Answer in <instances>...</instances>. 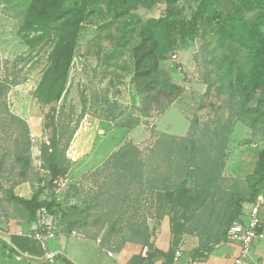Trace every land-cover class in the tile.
Segmentation results:
<instances>
[{"label":"rangeland","instance_id":"374dc122","mask_svg":"<svg viewBox=\"0 0 264 264\" xmlns=\"http://www.w3.org/2000/svg\"><path fill=\"white\" fill-rule=\"evenodd\" d=\"M199 1H180L185 19L191 18ZM31 2L0 0V212L23 217L22 206L11 196L31 197L35 188L50 180L42 167L41 147L51 140L50 117L55 109L60 149L69 166L60 178L65 183L61 203L77 220L73 229L102 236L118 249L122 243V247L132 244L141 252L146 242L125 239L133 234L131 224L142 230L149 225L152 254L161 251L155 246L165 232L168 247L161 252L165 257L171 259L182 247V259L186 254L193 261L205 260L218 246L212 239L235 211L234 201L243 195L249 198L248 176L264 147V94L258 91L240 105L227 87L226 79L236 81L245 65V50L221 39L216 22H202L200 35L179 40L171 48L161 40L165 50L159 54L161 92L157 99L150 97L157 94L153 91L143 101L142 89L149 78L135 80L136 49L144 40L148 19L163 16L166 3L157 0L149 8L123 0H92L80 26L66 91L60 100L45 104L36 89L53 40L46 36L34 46L28 44L26 36L37 34L27 25ZM229 66L233 73L226 78ZM166 81L180 91H171ZM168 94L173 102L167 106ZM137 118L141 122L134 125ZM216 130L226 137L224 165L216 173L207 170L196 177L191 169L186 175L190 189L186 199L191 200L185 206L172 205L165 192L152 193L146 177L119 186L111 171L99 168L112 150L130 140L146 154L156 133L213 139ZM18 153L32 161L27 176L21 174ZM200 249L203 255L198 254Z\"/></svg>","mask_w":264,"mask_h":264},{"label":"trees","instance_id":"16d2710c","mask_svg":"<svg viewBox=\"0 0 264 264\" xmlns=\"http://www.w3.org/2000/svg\"><path fill=\"white\" fill-rule=\"evenodd\" d=\"M91 1L32 0L29 6L27 25L37 34L33 37L26 36L28 44L34 46L37 40H42L46 36L53 40L48 64L36 89V96L45 104L60 100L66 91L80 26ZM123 1L124 4L140 3L149 8L157 3V0ZM163 1L167 5L166 13L161 17L148 19L144 40L136 49L135 80L138 83L143 78H149L142 89L143 101L153 91L157 94L154 97L150 96L152 99H157L161 92V90L158 91L162 87V81L159 78V73H162L159 67V54L165 51L160 48L161 40L171 48L179 40L186 42L194 39L201 34L202 22L206 25H213L216 22V31L221 39L238 43L245 50V65L237 73L236 81L226 79L230 97L240 105H244L258 91L264 94V0H200L196 11L188 20L184 17L181 0ZM247 14L252 16L248 17ZM162 47L165 46L162 45ZM148 61L149 66H147ZM232 73V67L229 66L226 78ZM165 84L171 88V91H180V87L174 83L166 81ZM167 96L171 98L168 106L173 99L172 94ZM55 114L54 109V114L50 117V126L53 128L51 140L41 147L42 167L50 175V180L35 188L31 197L13 194L11 199L22 206L24 217L28 221H35L42 207L53 213L61 212L64 230L71 232L77 220L71 219L69 212L54 197L57 186L54 181L65 176L69 170L67 157L60 149ZM140 122L137 118L134 125ZM221 133L216 130L213 139H200L193 135L180 137L164 132L156 133L157 139L153 146L148 148L146 154L130 140L114 151L99 168L111 171V175L117 178L119 186L132 185L134 180L138 179L140 182V179L146 177L147 186L152 193L165 192L172 205L185 206L191 200L186 199L190 193L186 175L191 173V169L194 170V177H196L198 173H206L207 170L216 173L224 165L225 143L222 139L226 137L222 138ZM17 160L22 164L21 174L27 176V170L32 163L31 159L18 153ZM141 184L143 186V183ZM248 187L249 198L243 195L234 201L235 211L225 219L219 235H214L213 244H220L224 238L227 239L228 229L243 214L244 204L264 192V147L259 150L254 171L248 176ZM46 191H48L47 194ZM115 226L116 224H113L112 228ZM130 230L133 234L125 241L146 242L145 245H149L152 249L151 257L154 246L153 242L149 241L151 237L149 225H145L142 230L140 226L131 224ZM122 244L119 245L120 248ZM210 251L212 252L213 249ZM198 254L203 255V251L198 250ZM142 260L139 255L135 257L134 262Z\"/></svg>","mask_w":264,"mask_h":264},{"label":"crops","instance_id":"0c3cea01","mask_svg":"<svg viewBox=\"0 0 264 264\" xmlns=\"http://www.w3.org/2000/svg\"><path fill=\"white\" fill-rule=\"evenodd\" d=\"M114 150L105 157L104 161ZM100 152L98 149V156ZM33 227L34 221H28L24 216L0 212V264H120L134 262L135 257L140 254L139 249L132 244H126L118 249L104 241L103 244H99L97 239L100 236L93 234L74 236L64 230L65 234L49 241V249L57 252L56 260L51 262L44 257L40 242L28 236ZM161 240L155 246L161 251L151 254L148 264H234V259L241 250L239 244L223 241L203 261H193L186 254L184 259L180 257L175 261V254L173 258L168 259L160 253L166 252L168 247L165 232ZM104 247L115 251L118 258L108 256ZM244 264H264V240L254 243Z\"/></svg>","mask_w":264,"mask_h":264},{"label":"built area","instance_id":"2783aa9c","mask_svg":"<svg viewBox=\"0 0 264 264\" xmlns=\"http://www.w3.org/2000/svg\"><path fill=\"white\" fill-rule=\"evenodd\" d=\"M178 55H174V59H177ZM178 71L183 72V67L180 65ZM55 184V199L61 206V192L65 183L59 179H56ZM264 192L259 193L254 200L246 202L244 204L243 214L238 220L234 221L229 227L227 232L228 241L237 243L240 245V254L234 259V264H244L252 246L258 240H264ZM65 234L62 213L50 212L47 208L42 207L37 213V218L34 221V227L32 231L28 233V236L38 240L44 250V257L51 262H54L57 257V252L49 249V241ZM71 235L81 236L76 229L71 231ZM99 244H103V238L100 236L97 239ZM108 256L112 258H118V254L104 247ZM151 247L149 245H143L140 256L143 259L141 262H122L120 264H148ZM183 248L178 247L175 251V261L183 254Z\"/></svg>","mask_w":264,"mask_h":264}]
</instances>
